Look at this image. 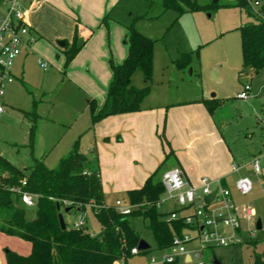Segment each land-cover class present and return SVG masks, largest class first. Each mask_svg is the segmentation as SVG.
I'll use <instances>...</instances> for the list:
<instances>
[{"label":"crops","instance_id":"0c3cea01","mask_svg":"<svg viewBox=\"0 0 264 264\" xmlns=\"http://www.w3.org/2000/svg\"><path fill=\"white\" fill-rule=\"evenodd\" d=\"M29 1L32 8L28 10L26 19L29 25L32 24L30 27L36 36L72 42L74 29L77 26V40L85 39V43L62 73L61 84L66 79L72 85L63 86V89L67 88L68 91L64 90L59 94L53 90V87H44V90L39 92L38 99H35L32 93L34 97L31 99V105L21 108L12 107L13 111L22 117L19 119L23 130L19 134V141L10 143L14 145L13 147L0 146V156L20 169L30 166L34 159L41 160L48 168H53V164L65 156L74 141L78 140L81 152L89 154L92 148L95 149L105 205L108 204L105 199L108 193L124 195L125 198L115 197L111 205H108L112 207L117 199L126 201L127 192L140 188L149 176H156L158 172L162 175L164 171L174 167L182 168L194 185H198L203 177L213 182L219 181L222 186L230 189L239 212L242 208L249 207L253 214L250 219L243 220L240 234L245 240L235 246L248 249L246 242L257 241L254 251L264 254V237L260 240L251 238L254 237L252 227L254 218L257 217L256 222L259 220L261 224V228L256 229L255 222L256 230H262L264 227V144L260 142L255 147L248 163H235V157L223 137L221 126L216 122L213 113L210 114L201 102L216 98L217 94L212 93V89L201 91L193 99L172 103L164 100L156 103L148 102V99L155 97L150 90L141 103L140 111L112 115L91 125L88 103L90 100H96L97 108L101 107L112 78V72L106 64L104 34L107 29L114 42L111 47L114 62L120 64L127 54L122 38L129 24L120 16L113 19L109 17L120 0ZM34 7H38L37 12L41 16L35 23L28 19ZM105 15L108 17L102 22ZM55 19L60 21L59 25L55 23ZM44 20L54 26L50 37L45 33ZM33 44V50L23 52L14 61V64L17 60L19 62L16 64L17 67L15 65L11 70L14 80L5 87V94L7 89L9 92L15 89L16 80L24 82L26 58L34 52L43 53L41 48L43 45L50 46L44 39H36ZM153 56L154 62V47ZM85 65L88 66L89 73L84 72ZM185 73L192 76L195 69L189 64L185 68ZM212 73L214 79L221 82L218 71L212 70ZM137 77L139 76L135 71L131 76V84L141 88L145 85V81L143 79L138 83ZM240 91L241 88L238 92ZM5 94L4 109L7 106ZM30 109H34L37 115L31 142L30 119L22 113ZM161 134L163 137L160 136ZM254 158L260 161L258 175L253 174L251 170V161ZM243 176H248L252 181V190L246 195H240L234 188L235 181ZM89 211H91L89 206L83 211H78L81 214L79 220L84 221V227L90 234H96L100 230L99 224L96 231L90 232L88 229L85 215ZM0 234L4 233L0 232ZM140 239L144 238L140 237ZM24 245L19 251L23 255H28L31 245L27 241ZM254 254L253 251L250 254L252 260ZM179 261L186 264L189 256L179 257L177 263Z\"/></svg>","mask_w":264,"mask_h":264},{"label":"rangeland","instance_id":"374dc122","mask_svg":"<svg viewBox=\"0 0 264 264\" xmlns=\"http://www.w3.org/2000/svg\"><path fill=\"white\" fill-rule=\"evenodd\" d=\"M197 3L201 6H208V9L186 13L177 19L174 11L162 10L161 0H120L109 17L113 19L120 16L127 24L134 22L135 29L155 41L152 75L150 81L145 83L153 91L155 97L148 99V102L156 103L159 100L167 101V103L185 101L193 99L201 91L212 89V93L217 94L216 99L218 101V106L213 110V117L221 126L223 137L235 157V163H248L255 147L260 142L264 144V68L254 73L242 67L238 30L239 27L250 23L253 19L243 9L229 6L234 3L232 0H217L215 7H212V3H216L214 0H197ZM2 9L0 1V13ZM37 10L38 7H34L31 16L28 17L33 23L39 21L41 17ZM55 23L59 25L60 21L55 19ZM30 25L32 26L31 23ZM43 27L47 37H50L49 35L54 31V26L44 20ZM126 33L127 31L122 40ZM37 39H44L50 46L43 45L41 47L43 53L34 52L33 55H29L24 62V82L16 80L15 89L11 92L7 89L6 94L4 92L7 106H5L4 112L0 114V146L13 147L14 145L10 143L18 142L19 134L23 130V125L19 119L22 117L13 111V106L21 108L31 105V99L34 97L32 93L35 95V99H38L39 92L41 93L44 87H53V90L60 94L64 90L68 91L67 88L63 89V86H72L66 79L63 80V85L60 82L62 73L69 65L65 66V48L57 45V39L50 40L46 36H37ZM71 43L67 42V48ZM104 43L107 52L106 64L110 69V61L116 63L111 53L114 42L108 29L104 34ZM33 48L34 44L31 45L30 49L33 50ZM183 52L191 53L190 65L195 69L192 76L185 73V69H178L173 63ZM18 62L17 60L15 64L13 63L12 69ZM88 69V66L85 65L84 72L89 73ZM212 70L218 71L221 82L214 79ZM136 71L137 76H139L137 81L140 83L143 81V76L139 70ZM245 84L250 85L247 98H236V93L240 88L242 90ZM94 101L97 104V101ZM56 165L57 163L53 164L52 167H56ZM160 177L161 173L158 172L155 178L159 179ZM115 197L122 198L124 195L108 193L105 195L107 205H111L110 203L114 201ZM172 208L173 203L166 202L160 210L167 212ZM34 210V207H26L25 217L27 219L33 218ZM60 212L69 228L81 216L77 210L64 212V209L61 208ZM85 217L89 231H96L98 223L92 212L89 211ZM129 220L134 231L144 238L151 249L147 252L131 255L126 260H117L114 264H152L150 257H160L162 251L156 249L152 233L147 228V219L131 217ZM256 220L257 217L252 220L254 237L251 238L260 240L264 237V227L262 230H256ZM24 244L26 241L23 239L0 234V264H5L6 250L23 255L19 250L25 246ZM257 244V241L246 242L248 249L235 246L237 244L206 249L202 253V259L207 262L216 256L224 264H252L253 260L250 256L252 251L258 255L263 254L254 251ZM196 247V241L188 245L189 250ZM197 262L198 260L193 259V262L186 264ZM177 264L185 263L179 261Z\"/></svg>","mask_w":264,"mask_h":264},{"label":"trees","instance_id":"16d2710c","mask_svg":"<svg viewBox=\"0 0 264 264\" xmlns=\"http://www.w3.org/2000/svg\"><path fill=\"white\" fill-rule=\"evenodd\" d=\"M260 1L259 16L251 11L247 0H235L229 5L243 9L253 19L238 30L242 67L254 73L264 68V0ZM212 4V7L217 6V2ZM161 7L163 11H174L177 19L186 13L208 9V6L199 5L197 0H161ZM107 17L105 15L102 22ZM126 30L123 42L127 46V54L120 64L110 61L112 78L103 104L97 108L94 100L88 103L91 125L112 115L140 111L142 101L149 94V86L134 87L131 76L139 70L145 83L150 81L155 41L135 29L134 22L127 25ZM77 37L76 26L68 48L65 42V66L85 43V39L78 41ZM190 62L191 53L185 52L173 61L178 69H185ZM201 102L210 114L218 106L216 98ZM22 113L30 119L31 142L37 115L34 109ZM160 136L163 137V134ZM18 191L36 195L35 217L32 220L25 217L26 206L22 204ZM163 191L160 179L149 176L140 188L127 192L130 203L145 202L146 206L134 210L130 215H121L104 203L95 149L92 148L89 154L81 152L78 140L53 168L34 159L30 166L20 169L0 156V232L23 239L31 245L28 255L6 250V264H113L120 259L126 260L131 256L130 249L140 240L130 225L131 217L147 219V228L152 233L156 249L164 251L170 246L173 235L181 234L186 226L178 221L167 222L163 219L164 213L155 208V202ZM57 203L60 210L70 208V211H83L89 206L99 224V232L90 234L85 227L66 226L62 229L58 221L61 212L56 208ZM252 264H264V254H254Z\"/></svg>","mask_w":264,"mask_h":264},{"label":"built area","instance_id":"2783aa9c","mask_svg":"<svg viewBox=\"0 0 264 264\" xmlns=\"http://www.w3.org/2000/svg\"><path fill=\"white\" fill-rule=\"evenodd\" d=\"M235 2V0H232ZM251 11L259 16L260 0H247ZM3 7L0 13V113L4 110L5 87L14 78L11 74L14 61L23 52L30 49L36 41V34L27 22L26 14L32 8L29 0H1ZM44 66L42 63H40ZM250 90L249 84L236 94L239 99H245ZM251 170L255 175L260 174V161L254 158L251 161ZM160 181L164 191L155 202L159 211L163 204L172 202L173 208L164 213L163 219L167 222L178 221L185 225L181 234H174L170 246L162 251L160 257L151 256L152 264L177 263L179 257L189 256L188 263L193 259L195 264H212L205 262L202 253L214 247H227L242 243V222L252 217V210L244 207L239 212L232 199L231 191L208 178H201L198 185H194L187 178L180 167L164 171ZM23 184L25 182L23 181ZM235 190L240 195H246L252 190V181L248 176L239 177L234 183ZM215 192L211 201L207 197ZM22 204L34 207L36 195L25 191H18ZM146 206V203L132 204L128 200L117 199L113 208L121 215H130L134 210ZM82 219L73 223V228L84 227ZM197 242V247L188 249V245ZM131 255H137L140 250L137 245L130 249Z\"/></svg>","mask_w":264,"mask_h":264},{"label":"water","instance_id":"95a60500","mask_svg":"<svg viewBox=\"0 0 264 264\" xmlns=\"http://www.w3.org/2000/svg\"><path fill=\"white\" fill-rule=\"evenodd\" d=\"M214 2H217V0H214ZM57 44H58V46L64 47L65 46V41H57ZM214 194H215V192H212L207 197V199L209 201H211L213 199V197H214ZM56 208H57V210H60V205L58 203L56 204ZM69 211H70V208H65L64 209V212H69ZM58 221H59L60 227L62 229H65L66 225H65V221H64V217H63L62 213L58 214ZM260 228H261V224H260V221L258 220L256 222V229H260ZM149 247H150L149 244L144 239H140L138 244H137V248L140 250V252L149 249ZM211 263L212 264H223L221 262V260L218 259L216 256L212 257Z\"/></svg>","mask_w":264,"mask_h":264}]
</instances>
